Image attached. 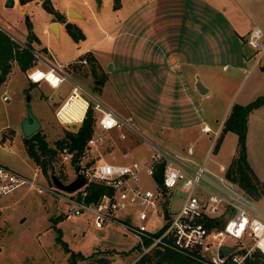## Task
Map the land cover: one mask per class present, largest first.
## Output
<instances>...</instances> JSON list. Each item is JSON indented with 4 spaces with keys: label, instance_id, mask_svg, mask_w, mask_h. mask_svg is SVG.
<instances>
[{
    "label": "rangeland",
    "instance_id": "obj_1",
    "mask_svg": "<svg viewBox=\"0 0 264 264\" xmlns=\"http://www.w3.org/2000/svg\"><path fill=\"white\" fill-rule=\"evenodd\" d=\"M49 1L53 8L54 3L63 8L67 0ZM81 1L73 0L72 6L82 7ZM132 1L137 7L128 6L126 14L131 10L134 13L125 16L126 22L119 25L128 33L115 39L109 35L112 25L108 22L118 15L105 7L104 0L95 9L97 15L86 11L85 17L75 19L82 33L77 40L66 28L57 35L42 32L51 13L41 0L21 8L4 6V0H0V20L11 24L12 36L20 37L22 29L27 30V19L58 63L73 60L89 49L90 43L103 36L96 27L98 21L106 22L107 34L92 49L104 63L103 84L96 88L87 62L80 63L78 59L69 64V78L82 84L122 118L129 119L131 129L125 124L105 131L102 154L107 161L128 163L147 159L150 139L179 153H184L190 145L198 160L208 151L206 165L210 169L215 170L220 164L226 168L234 152L236 135L225 132L214 150L226 109L230 103H246L263 91L264 57L252 65L254 50L247 44L246 36L247 28L254 25L264 33V0H128L127 5ZM191 13L198 15L200 21L205 20L204 47L203 39L199 43L197 38L193 39L196 29L189 33L184 30L180 37V24L176 21L174 37L158 40V45L166 48L183 43L182 46H200L201 52L198 56L191 55L194 58L191 63L165 59L163 64L160 48L152 45H155L154 37L150 39L153 35L150 19L164 26L166 17L176 20ZM32 44L35 62L28 71L43 67L44 59L51 60L39 42ZM195 70L208 87L203 93L194 86ZM28 71L25 78L20 71H15L9 81L6 78L0 85V164L29 177L36 172V183L42 191L22 184L0 196V264H66L70 252L78 254L75 264L96 256L98 262L106 264L112 259H131L135 254L131 248L133 238L124 236L117 224L100 225L90 214L64 217L65 204L58 194L60 190L51 183L50 172L67 182L73 177L74 164L62 160L59 148H55L51 163L43 165L25 152L27 136L20 131V117L25 113L26 104L42 121L37 130L47 145L54 148V140L63 135L64 127L55 120L53 112L70 87L69 80H63L56 88L44 82L32 83L27 78ZM5 91L10 98L3 101L1 96ZM26 95H29L28 101ZM204 124L209 127L208 131L200 128ZM245 147L249 165L260 182L256 196L248 195L264 208V192H261L264 189V101L249 112ZM180 196L173 192L172 206L178 204ZM57 230L66 248L56 239Z\"/></svg>",
    "mask_w": 264,
    "mask_h": 264
},
{
    "label": "built area",
    "instance_id": "obj_2",
    "mask_svg": "<svg viewBox=\"0 0 264 264\" xmlns=\"http://www.w3.org/2000/svg\"><path fill=\"white\" fill-rule=\"evenodd\" d=\"M246 42L254 50L252 65L260 63L264 57L262 29L250 27ZM80 62L85 63V58ZM27 78L51 88L69 80V91L53 112L65 129L75 131L88 107L94 113L92 132L73 161L72 176L81 172L84 183L70 192L57 190L65 204L64 217L90 214L98 224L115 223L124 236L133 238L134 256L108 264H161L157 259L166 252L179 256L182 264H264V208L226 176L224 165L215 170L206 165L208 151L198 160L190 145L179 153L143 138L149 144L147 159L109 162L102 154L105 131L125 124L131 129L129 119L53 65L32 67ZM9 98L6 91L1 96L2 100ZM75 98L83 101L82 114L71 120L66 105ZM72 123L77 124L75 130L69 127ZM201 129L208 131L209 127L204 124ZM74 152L67 146L59 148L63 161L70 162ZM88 182L104 186L96 199L86 200ZM22 184L42 191L36 172L29 177L0 164V196ZM174 191L181 194L176 206L170 202Z\"/></svg>",
    "mask_w": 264,
    "mask_h": 264
},
{
    "label": "trees",
    "instance_id": "obj_3",
    "mask_svg": "<svg viewBox=\"0 0 264 264\" xmlns=\"http://www.w3.org/2000/svg\"><path fill=\"white\" fill-rule=\"evenodd\" d=\"M17 1L22 4L29 0ZM41 3L44 8L48 12L52 13L57 20L61 22L64 21L62 14L53 8L49 0H41ZM117 5L118 0H114L112 5L113 8H116ZM25 22L27 33L24 44H21L16 39L12 38L6 30L0 27V83L5 79L6 74L10 71L13 62H16L19 69L22 71L32 66L35 62V55L32 52L33 45L31 42L37 41L38 39L30 27V22L27 19ZM67 30L76 40L82 36L81 31L75 24H72V27ZM42 49H44V47H42ZM82 58H85L88 64L90 74L94 79V86L99 88L106 79V73L102 72V68L99 66L95 57L89 51L78 55L76 59H78L80 62ZM262 101H264V89L260 94L256 95L252 100L246 103H231L224 119L222 120L219 134L214 145V150H216L221 138L227 131L233 132L236 135L234 152L225 168V174L227 177L233 180L246 194L255 196L258 187L257 183L260 184V182L255 177L256 175L253 173L246 159L245 129L248 113ZM94 120V113L92 109L88 107L81 119L78 128L75 131H70L64 128L63 135L54 140V148L48 146L43 138V134L39 130H36L24 138L25 152L36 163L43 165L51 163L50 161L52 160L56 147L61 148L62 146H67L68 149L75 150V156H73L71 159V162L73 163L76 155L83 147L87 137L92 132ZM86 188V200L96 199L98 194L104 190V186L96 182H88ZM261 192H264V189H262ZM57 231L56 239L62 243L64 248H66L65 243L61 241L59 230ZM77 256V253L70 252V260L66 264H75ZM98 259V256L93 258V260L96 261ZM157 262H160L161 264H182V259L172 252H166L162 257L157 259ZM101 264L106 263L103 261Z\"/></svg>",
    "mask_w": 264,
    "mask_h": 264
},
{
    "label": "crops",
    "instance_id": "obj_4",
    "mask_svg": "<svg viewBox=\"0 0 264 264\" xmlns=\"http://www.w3.org/2000/svg\"><path fill=\"white\" fill-rule=\"evenodd\" d=\"M31 1H38V0H29V1H26L25 3H22L20 4L17 0H12V5L10 7H18V8H21V6H25L27 5V3H30ZM105 1V7L108 6L110 7V9H112L113 11H116L117 12V15L115 19H112L108 22L110 24V26L112 25V27H110V37L115 39V38H118L120 37L121 35L125 34V33H128L127 30L123 29V28H120L119 25L123 24L124 22H126V18L129 16V15H132L134 12H132V10L130 11L131 13L128 15L126 14V11H127V7H131V6H134L135 5V2L132 1L130 2L129 5H127V1L128 0H118V5L116 8H113L112 7V3L113 1L111 0H104ZM72 3H73V0H67L66 1V5L61 8L60 6L56 5L54 3V8L60 12L63 16V22L57 20L53 14L51 13L48 17V20L46 22V24L42 27V32L44 34H48V33H54L50 28H49V25L52 23V22H55L56 23V26H57V32L55 33V35H57L60 31H62V29L64 28L63 27V24L66 22V21H70L71 24H75L76 23V18L77 17H85L86 16V11H89L90 13L91 12H94L96 15H97V10L96 7L98 5L95 4V1L94 0H82L81 1V5L82 7H74L72 6ZM103 3V0H101L100 4L101 5ZM167 5V4H166ZM68 7H72L76 12H78L80 14V16H73V17H69L67 15V8ZM134 7H137L134 6ZM124 13V15H123ZM100 14V12H99ZM119 14L121 16H119ZM126 14V15H125ZM192 14V13H191ZM186 14V16H182V17H178L176 20L172 17H170L169 19H164V22H163V19L160 20V22H163L165 25L163 26L162 23H159V21H155L154 23V19L151 18L150 21L152 22V24L149 25V29H150V32L153 34L151 35L150 39L152 37H154V41H155V45L152 43L153 46H158L160 49H159V52L161 54V56L164 58L163 61H161L163 64H164V60L166 59L167 61H173L174 63H178V62H194V58H191V55H199L200 54V50H201V47L198 46V47H189V45H183L182 44L180 45L179 44H174L173 46H170V47H163V46H160L158 45V40H168L170 37H174L173 36V29L175 28L174 26V22H178V24H180V27L178 28V32H179V36L181 37L183 35V32L184 30H187L188 33L190 32L191 29H196V33L194 35H196V37H193L194 38H197L198 39V43L203 39V46L204 47V40H205V25H204V19L202 21H200L198 15H194V14ZM128 15V16H127ZM127 16V17H125ZM105 23L106 22H101V21H98L96 27L99 29L100 32L103 33V36H101V38L97 39L96 41H94L93 43H90L88 48L86 51H89L96 59L97 63L99 64V66L101 68H105L104 67V63L103 62H100L98 57H97V54L95 53V51H93V44L94 43H97L99 40H101L102 38H104V35H106L108 32L107 29H106V26H105ZM169 23V24H168ZM77 24V23H76ZM116 24V26H115ZM192 24V26H191ZM33 25V24H32ZM159 25V26H158ZM0 26L1 28H3L4 30L7 31V33L14 39H16L18 42H20L21 44H24V41H25V36H26V33H27V30L24 28L22 29L21 31V36L20 37H17V36H12V34H10L9 32V28L11 27V24L7 23V22H4L2 20H0ZM116 28V29H114ZM112 29H114L113 31H111ZM249 29V28H247ZM246 29V30H247ZM32 31L33 33L35 34V36L37 37V41L35 42H39L41 44V48L44 47L47 52L50 54L51 56V60L49 59H44V66L42 68H46L50 65H53L55 66L56 68H58L60 71H62L64 74H66L67 76H69V64L71 62H73L76 58H74L73 60H69V61H65L64 63H58L57 61H55V58L54 56L51 54L50 50L47 48V46L45 45L43 39L39 36L37 30L34 28V26H32ZM246 32V31H245ZM202 34V35H201ZM201 35V37H200ZM186 39V38H185ZM157 40V41H156ZM200 40V41H199ZM33 42V41H32ZM31 42V43H32ZM33 45V44H32ZM191 45V44H190ZM193 45V44H192ZM189 47V48H188ZM93 49V50H92ZM157 48H154V52H157L156 50ZM85 51V52H86ZM33 53H35L34 50H32ZM204 53V50L202 51ZM158 54V52H157ZM169 56L171 58H169ZM82 63V62H81ZM111 68L114 67V64H111L110 65ZM66 67V68H65ZM30 67H28L26 70L22 71L19 69L18 65L16 64V62H13L12 65H11V68H10V71L6 74L5 76V79L7 78V80L9 81V78L10 76L15 72V71H20L24 78L26 77L25 75V72L28 71ZM11 74V75H10ZM264 74V73H263ZM198 75V71L195 70V76ZM199 79L201 80V82L204 84L203 80L199 77ZM264 79V77H263ZM4 81V80H3ZM2 81V82H3ZM107 81V80H106ZM264 81V80H263ZM2 82L0 83V85L2 84ZM205 85V84H204ZM206 91L208 90V87H206ZM262 89H264V82H263V86H262ZM8 100V99H7ZM3 101H6V100H3ZM245 103V102H244ZM231 104V103H230ZM229 104V106H230ZM243 104V103H241ZM67 110L69 111L70 113V118L71 120H78L80 117H81V114H82V107H83V101L82 99H78V100H75L73 99L71 102H67ZM228 106V108H229ZM228 108L226 109V112L228 111ZM25 115V113L23 115H21L20 118H22L23 116ZM77 115V116H76ZM39 122H40V125H42V121L41 119L39 118L38 115H35ZM225 117V116H224ZM224 119V118H223ZM222 119V120H223ZM248 119H249V113L247 115V119H246V126L248 125ZM222 124V122H221ZM201 128V127H200ZM229 132V131H227ZM246 149V147H245ZM247 150H246V159H247V162L248 164H250L249 162V158H248V155H247ZM233 154V153H232ZM250 166V165H249ZM256 174V173H255Z\"/></svg>",
    "mask_w": 264,
    "mask_h": 264
},
{
    "label": "water",
    "instance_id": "obj_5",
    "mask_svg": "<svg viewBox=\"0 0 264 264\" xmlns=\"http://www.w3.org/2000/svg\"><path fill=\"white\" fill-rule=\"evenodd\" d=\"M94 1H95L96 5H99L101 2V0H94ZM11 5H12V0H4V6H11ZM67 15L68 16H71V15L80 16V14L78 12H76L72 7L67 8ZM63 27L66 29H69L72 27V24L70 21H66L63 24ZM49 28L54 33L57 32V26H56L55 22H52L49 25ZM194 86L199 93H203L207 89L206 86L199 79L198 75L195 76ZM25 98L28 101L29 95H26ZM39 127H40V122H39L38 118L32 113L30 105L27 103L26 109H25V115L22 117V119L20 121V131H21L23 136H29L30 134L35 132ZM69 127L72 128L73 130H75L77 128V124L72 123L69 125ZM50 180H51V183L54 187L61 189V190H64V191H67V192H70V191L77 189L78 187H80L84 183V177H83L82 173L77 172V171L75 172V175L73 178H71L67 182H63L51 170ZM156 253L159 254L160 250L157 249Z\"/></svg>",
    "mask_w": 264,
    "mask_h": 264
}]
</instances>
